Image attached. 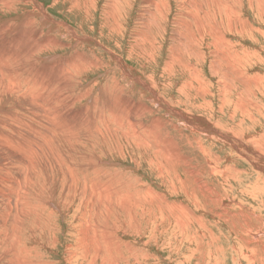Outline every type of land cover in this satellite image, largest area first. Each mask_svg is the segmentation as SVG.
Masks as SVG:
<instances>
[{"label":"rangeland","instance_id":"1","mask_svg":"<svg viewBox=\"0 0 264 264\" xmlns=\"http://www.w3.org/2000/svg\"><path fill=\"white\" fill-rule=\"evenodd\" d=\"M176 1L168 0L170 11L161 9V13L149 6L156 0H120L121 4L116 0H9L4 7L0 4L4 34H0V55L5 57L15 46L5 44V39L14 40L16 34L33 39L39 54L28 56L26 69L20 63H27L22 54L18 66L23 70L10 69L19 84L5 91L13 106L0 109V114L28 110L29 119L31 113L40 112L43 120L36 118V122L43 123L42 83L57 68L73 72L85 60V69L80 62L81 74L73 78L80 74L71 92L78 101L56 111L63 125L74 114L84 117L78 121L79 134L88 137L84 150L65 141L62 130L51 126L50 139L39 151L50 165L46 175L44 165L32 162L33 169L25 176L22 166L0 176V180H17L22 190L18 209L9 189L8 201L0 199V264H264V193L254 192L263 187L264 172L259 174L251 166L255 163L254 167L264 169V0L209 1L214 8L216 3L227 6L228 31L216 17L210 31L202 30V41L172 25ZM147 6L149 11L144 10ZM204 19L198 14L202 25ZM66 32L89 40L69 49L76 41ZM26 37L20 36V42H26ZM31 44H25V49ZM171 53L176 60L169 59ZM113 56L135 78L122 94L110 90L111 79L126 85ZM92 60L98 65L92 66ZM25 86L31 91L27 93ZM84 88L89 91L81 92ZM126 95L129 109L123 105ZM135 112L139 114L134 116ZM110 113L117 115L123 129L113 126L117 131L110 130L106 119H99ZM137 133L139 140L128 144ZM6 151L21 157L15 149ZM253 153L260 158H251V164L243 156ZM22 157L26 159L27 153ZM64 173L71 178L64 181ZM3 205H12L11 212ZM7 245L18 253L16 257L4 256L11 251Z\"/></svg>","mask_w":264,"mask_h":264},{"label":"bare ground","instance_id":"2","mask_svg":"<svg viewBox=\"0 0 264 264\" xmlns=\"http://www.w3.org/2000/svg\"><path fill=\"white\" fill-rule=\"evenodd\" d=\"M6 1H9V0H0V4L4 7L7 2ZM93 1V0H92ZM118 4H121L120 3V0H116ZM203 1V0H202ZM206 3H208L209 1L210 2H214V1H211V0H204ZM18 2V1H17ZM146 2V1H145ZM144 2V3H145ZM25 3V2H24ZM27 3V2H26ZM124 3V2H122ZM143 3V4H144ZM149 3V2H148ZM177 5H176V9L174 11V15H175V19L173 21V24L174 25V28L177 27V28H180L182 30H184V32H191V36L190 38L191 39H195L197 40L198 38L200 39V41L203 40V32L202 30H207V31H210L211 30V25H209L212 20H214L216 17H219L220 20H221V27L225 30L228 31V12H227V6L223 3H216L215 4V8H214V4L212 5L211 3H208L207 5L200 2V0H181V1H176ZM33 4H35L33 2ZM151 4V3H149ZM160 4L161 7H157V5ZM206 6H204V5ZM22 5V4H21ZM127 5V4H126ZM203 5V6H202ZM37 6V4H36ZM35 6V7H36ZM150 7H152L153 11H156L159 9V13H161V9H167L168 11H170V4L168 2V0H156L155 3L149 5ZM149 6H147L144 10L146 11H149ZM126 7V6H125ZM8 8V7H7ZM4 9V8H3ZM41 9V8H40ZM127 9V8H126ZM215 10V11H213ZM167 11V14L169 13ZM145 12V11H144ZM41 13L43 14V16L46 18L47 15H45L42 11ZM142 13V12H141ZM153 14V13H152ZM198 14H200V16H205V22L204 24L202 25V23H199L197 21L198 19ZM142 15V14H141ZM172 15V14H171ZM167 17L168 16H163V19L164 20H167ZM126 20L127 18L124 17ZM152 18V17H151ZM173 18V17H172ZM203 18V17H202ZM142 20V19H141ZM151 20V19H150ZM48 21V20H47ZM165 22V21H164ZM32 23V22H31ZM137 23V22H136ZM149 23V22H147ZM166 23V22H165ZM172 23V21H171ZM145 24V23H143ZM167 24V23H166ZM170 24V23H169ZM197 25H200V27H198ZM163 26V24H162ZM142 27V26H141ZM173 27V26H172ZM3 28V27H1ZM139 28V27H138ZM150 29V28H149ZM163 29V28H162ZM160 29V30H162ZM164 30V29H163ZM137 33L138 35L140 34V32H135ZM162 33H165V32H162ZM0 34L4 35L2 32H0ZM66 34H68L69 36H72L76 43L74 44V46L72 44H69L70 47L69 49H74L75 47H78L79 45L83 44V41L85 40H89V38H87V36H79L76 32H66ZM164 35V34H163ZM20 36L21 37H26L24 34L22 35H18L16 34L14 36V40H9V38L6 40L5 39V44H10V43H13L15 46L14 47H11L9 48V51L8 53L6 54L5 57H3L2 55H0V67L2 66L4 68V70L0 69V109H4L5 107L7 106H13V102L11 100V97L10 95H6L5 91H9V89H15V87L19 84L18 81L16 80L17 78V75H14L13 72H11V70H15V68H21L18 66V60L20 61V58L22 57V54H24V56L26 57V61L27 63H24L25 61L23 60L22 62H20L22 64V66L26 69L27 68V65L29 64V60H28V56L29 55H32L34 57H38L39 54H37V49H36V42L33 40V39H30L29 41L32 42V44L30 45V47L28 49H25V47L27 46L28 44V40L29 37H26V42L23 41L22 43L20 42ZM177 36V35H176ZM174 34H173V37L176 38V40H178V38L176 37ZM197 38V39H196ZM156 39V38H155ZM172 40V39H171ZM173 42V40H172ZM80 43V44H79ZM26 44V45H25ZM53 43L50 42V46H52ZM25 45V47H24ZM98 46V45H97ZM47 47V49L49 48ZM135 48V46L133 45L132 49ZM46 49V50H47ZM24 50V52L22 53V51ZM172 50V49H171ZM6 51V50H5ZM109 51V50H107ZM176 51V50H175ZM44 52V51H43ZM173 52V51H172ZM178 53V52H177ZM113 54V52H112ZM111 54V55H112ZM131 54V53H130ZM138 57L140 59L144 58L141 54H137ZM152 53L151 55L149 54V59L152 58ZM131 57H134V55H130ZM174 54L171 53L170 56H169V59H173V60H176V58H174ZM196 56V54H195ZM24 57V58H25ZM114 57V62H117L119 64V66L121 67V72L123 74V82L126 83V85H120L118 81H116V79H111L113 83V85H111L110 87V90H115L117 89V91H120V93L122 94L125 93V89H128L129 83H131L132 81H134V77L131 75V73H129L127 71V69L124 67L125 64L123 65L121 63V61L119 60V58H117L116 56H113ZM154 59V58H153ZM177 59H180V54L177 55ZM83 65V67L81 66V63ZM77 66H76V70L75 71H71L68 67L64 68V70L62 72H66V75L62 74V72L57 68L55 74L52 76L51 79H47L46 81H44L45 83H42L41 87H40V90L42 92L45 93L46 95V99L42 102L44 104V106H42L43 108V111H44V122L43 123H37L36 122V118L39 119V120H43V119H40V115L41 113H31V116L29 117L28 119V115L30 114V112L28 110H21L20 112H5V113H1L0 114V176L2 174L4 175H7L9 170H12V167H15L17 168V166H22V173L21 175L25 176L27 174V172L29 170H32L33 169V164H31L32 162L34 164H36L37 166L39 165H44L45 168V175H46V171H47V167L50 166L49 163L47 161L43 162V158L41 157V155L39 154V151L41 150V148L46 144V141L49 140L50 138L47 137V131L49 129V127L51 126H56L57 128H60L62 130V132L66 135V139L65 141H69L70 144H74V145H78L79 148L83 149L84 146H85V143L88 142V137H85V136H81L79 133L81 132V129H80V124L78 123V121H83L84 120V117L80 116L79 114H74L73 116H70V118L68 120H66L65 124H61V123H58V121L60 120V117L58 116L57 114V111H56V108L57 107H68V104L67 102H77L78 100L75 99L73 97V99L71 98L72 95H71V92L74 91V86H78V83H74L75 82V79L80 76L81 72V67L84 68L86 65L83 64L85 63L86 61L85 60H81ZM94 61L92 60V62H89L92 66H97L98 64L96 63H93ZM24 63V64H23ZM175 63V62H174ZM90 65V66H91ZM164 65V64H163ZM89 66V65H88ZM166 66V65H164ZM169 66V65H168ZM95 68V67H94ZM99 68V67H98ZM131 68V67H130ZM11 69V70H10ZM23 70V68H21ZM85 69V68H84ZM133 69V68H132ZM94 70V69H93ZM167 70V68H166ZM27 71V70H26ZM171 71V70H170ZM28 72V71H27ZM26 72V73H27ZM72 72V73H71ZM78 72L80 73L74 80L73 78L78 74ZM90 72V71H89ZM13 73V74H12ZM25 73V74H26ZM29 74L27 73V76ZM3 77H6L7 79L4 80L2 79ZM138 77V76H137ZM86 78V77H85ZM138 79V78H137ZM249 82V81H248ZM6 83V84H5ZM144 83V82H143ZM106 84V83H105ZM138 84V83H137ZM248 84V83H247ZM131 85V84H130ZM20 86V85H19ZM18 86V87H19ZM144 86V85H143ZM107 87V86H106ZM147 87V86H145ZM145 87H143L144 91H145ZM24 88L25 91L28 93V91H31L27 86H25ZM105 88V87H104ZM108 89V87L106 88ZM103 90V89H102ZM148 90V89H147ZM86 91H89V89L87 88H84L81 92H86ZM24 92V91H23ZM41 93V92H40ZM128 93V92H126ZM145 93V92H144ZM113 94V93H112ZM43 96V95H41ZM121 96V95H120ZM119 96V97H120ZM130 96H127L126 95V99L124 100V106H126V108L129 109V107L131 108V102L129 101V98ZM152 97V95H151ZM132 98V97H131ZM159 99V98H158ZM154 100V99H153ZM152 100V101H153ZM40 101V99H39ZM155 103H159V102H155ZM108 104V103H107ZM114 103L110 104V105H113ZM117 104V103H115ZM114 104V105H115ZM163 105V104H162ZM164 106V105H163ZM170 106V105H169ZM172 109V108H171ZM90 111V110H89ZM13 113V114H11ZM88 113V111H87ZM40 114V115H39ZM139 113L138 112H135L134 113V116H137ZM88 117V116H87ZM176 117V116H175ZM42 118V117H41ZM89 118V117H88ZM101 118H104L106 119L105 121V124L107 125L108 129L110 130H113L115 131L113 128L111 129V127L113 126H116L115 129H123V123L121 122H118V118H117V115L115 113H110L109 116H103V117H99V119ZM179 118V116H178ZM182 118V117H181ZM5 119H7L10 123V127L5 123ZM183 119V118H182ZM186 119V118H185ZM188 120V119H186ZM190 120V119H189ZM38 121V120H37ZM185 121V120H184ZM183 122V121H182ZM181 122V123H182ZM157 126V125H156ZM21 127H24L26 129H23ZM82 128L84 129H87V130H93V128H88L87 125H82L81 126ZM189 127V126H188ZM193 127V126H191ZM139 128H142L140 125H139ZM205 128V127H204ZM214 128V127H213ZM17 129V130H16ZM99 130H101V127L99 126L98 127ZM210 129V128H209ZM211 129H212V126H211ZM203 130V128H202ZM214 130V129H213ZM263 130V129H262ZM19 131H23L25 132V136L22 135L21 132ZM117 131V130H116ZM115 131V132H116ZM124 131V130H123ZM197 131V130H196ZM127 132V130H126ZM210 132V131H209ZM213 132V131H212ZM211 132V134H212ZM15 133V135L13 134ZM203 133V131H202ZM208 133V132H207ZM262 133V132H261ZM209 134V133H208ZM206 134V135H208ZM78 135L79 138H75V136ZM119 135V134H118ZM124 135V134H123ZM145 135V133H144ZM217 135V134H216ZM219 135H220V132H219ZM224 135H226L224 133ZM10 136H13L14 138H10ZM146 136V135H145ZM227 136V135H226ZM126 137V135H125ZM133 140L132 142L129 141L128 144L132 145L135 144V142H137L139 140V134H134L132 136H130ZM129 137V138H130ZM149 138V136H146ZM213 137H215L213 135ZM244 137V135H243ZM250 137V136H249ZM121 138V136H120ZM222 138V137H221ZM221 138L219 140H221ZM231 138V137H230ZM125 139V138H124ZM127 139V137H126ZM125 139V140H126ZM218 139V138H217ZM228 139V138H227ZM236 139V138H235ZM242 140V138H239V140ZM20 140V141H19ZM91 140V139H90ZM238 140V141H239ZM92 141V140H91ZM90 141V142H91ZM128 141V140H127ZM218 141V140H217ZM223 142H225V140H221ZM227 141V140H226ZM243 141V140H242ZM262 141V140H261ZM112 142V141H111ZM124 142V141H123ZM228 142V141H227ZM232 142V141H231ZM258 142V141H257ZM41 143V144H40ZM93 142H91L92 144ZM143 143V144H147L146 141L142 142L140 141V144ZM222 143V142H220ZM226 143V142H225ZM224 143V145H225ZM241 142H239L238 144L240 145ZM254 143V142H253ZM64 144V143H62ZM109 146L110 144L107 143ZM229 144V143H227ZM237 144V143H236ZM247 144V143H246ZM50 145L52 147L55 148V142H52L50 140ZM84 145V146H82ZM124 145V144H123ZM230 145V144H229ZM257 145V144H256ZM88 146H90V144L88 143ZM109 146L106 145V147H108L109 149H111ZM143 146V145H142ZM146 146V145H145ZM228 146V145H227ZM238 146V145H237ZM248 146V144H247ZM87 148V146H85ZM112 147V146H111ZM121 147V146H120ZM133 147V146H132ZM137 147V146H136ZM148 147V145H147ZM251 147V146H250ZM9 148H12V149H15L18 153H20L21 157H17V156H14L10 153H8L6 150H8ZM86 148H84V150H86ZM90 148V147H89ZM93 148V147H92ZM97 148H98V145H97ZM116 148V147H115ZM122 148V147H121ZM127 148V147H126ZM125 148V149H126ZM140 148V147H139ZM150 149V152L152 151V149L150 147H148ZM234 148V147H233ZM242 148V147H241ZM240 148V149H241ZM255 148H258V147H255ZM261 148V147H260ZM263 148V147H262ZM73 149V148H72ZM96 149V148H95ZM93 148V150H95ZM101 149V148H100ZM105 149V148H104ZM107 149V150H109ZM133 149V148H132ZM146 149V148H145ZM235 149V148H234ZM237 149V148H236ZM235 149V150H236ZM245 149V148H243ZM249 149V148H248ZM91 150V149H90ZM98 150V149H97ZM106 150V149H105ZM117 150V148H116ZM114 150V151H116ZM127 150V149H126ZM203 150V149H202ZM239 150V149H237ZM247 150V149H246ZM251 150V148H250ZM263 150V149H262ZM92 151V150H91ZM100 151V150H99ZM129 151V150H128ZM232 151V150H231ZM255 151V150H253ZM257 151V149H256ZM255 151V152H256ZM98 152V151H97ZM101 152V151H100ZM123 152V151H122ZM205 152V151H204ZM208 152V151H207ZM248 152H250L248 150ZM259 152V151H258ZM27 153V158L24 159L22 156H25V154ZM29 154L33 155L32 157H30ZM155 154H157V152H154ZM166 153V152H165ZM202 153V152H201ZM206 153V152H205ZM242 153V152H241ZM247 153V152H246ZM138 154V153H137ZM245 154V153H244ZM261 154V153H260ZM65 155V154H64ZM162 155V153H161ZM205 156V155H204ZM210 156V155H209ZM243 156V155H242ZM260 156V155H259ZM259 156H257V154L253 153L251 155H249V157H247V154L246 156H243L244 158H246L251 164L254 163V162H251V158H255L257 160V158H260ZM161 157V156H160ZM164 158V156H163ZM165 158H167L165 156ZM164 158V159H165ZM210 158V157H209ZM212 158V157H211ZM31 159V161H30ZM168 159V158H167ZM262 159V158H261ZM225 160V159H224ZM209 161V160H208ZM211 162H213L211 160ZM26 165V166H25ZM67 164L65 163V166ZM255 165V163H254ZM254 165L252 164V168L254 170H256L259 174L260 172H264V169L262 167H254ZM25 166V167H24ZM210 166V164H209ZM62 168V166H61ZM213 168V166H212ZM63 169V168H62ZM213 170V169H212ZM214 172V171H213ZM218 172V171H217ZM199 173V172H198ZM187 174V173H186ZM216 174V173H214ZM20 175V173H19ZM189 175V173H188ZM224 175V174H223ZM186 176V175H185ZM214 176V175H213ZM71 178V175H67V174H63V177L62 179L64 181H67V179ZM259 181V180H258ZM264 182V181H263ZM202 184V183H201ZM200 184V185H201ZM166 185V184H165ZM202 187V186H201ZM174 188V187H173ZM171 188V189H173ZM9 189L11 194H13V196H15L14 198V201L16 199V204H15V208L18 209L19 207V203H20V198H21V186L20 184H18V181H6V180H0V199L3 200V201H8L7 199V192L6 190ZM200 189V188H199ZM256 194H260V193H264V183H263V187H257L255 188V191ZM253 192V193H254ZM211 193V192H210ZM65 195L68 197V193H65ZM209 195V194H208ZM251 197H252V194H250ZM61 196V195H60ZM62 197V196H61ZM98 198V197H97ZM256 198V196H255ZM7 199V200H6ZM254 199V198H253ZM11 200V199H10ZM50 200V199H49ZM107 200V199H105ZM104 200V201H105ZM108 201V200H107ZM106 201V202H107ZM209 201V200H208ZM216 201V200H215ZM48 202V201H47ZM210 202V201H209ZM51 205V203H49ZM58 205H60V203H57ZM87 204V203H86ZM215 204V203H214ZM88 205V204H87ZM228 205V204H227ZM1 207V206H0ZM3 207L5 208L4 210L6 211H9L11 212L12 210V205H3ZM63 207V206H62ZM70 207V206H69ZM86 207V206H85ZM57 208V207H56ZM211 208V207H210ZM61 209V208H60ZM128 209V207H127ZM200 209V208H199ZM58 210V208H57ZM69 210V209H68ZM128 210H131V209H128ZM198 210V209H197ZM64 212V210H63ZM192 212V211H191ZM190 212V213H191ZM196 212V211H195ZM201 212V211H200ZM203 212V211H202ZM66 213V211H65ZM6 214V213H5ZM62 214V213H61ZM64 215V214H63ZM208 215V214H207ZM7 216H8V213H7ZM9 216H10V213H9ZM194 216V215H193ZM205 216V215H204ZM214 218V217H213ZM6 219V217L3 219V222L4 220ZM196 219V217H195ZM79 220V219H78ZM92 220V219H91ZM200 220V218H199ZM87 221V220H86ZM13 222V221H12ZM16 222V221H15ZM76 222V221H75ZM198 222V220H197ZM201 222V221H200ZM72 223V222H71ZM15 224V223H14ZM35 224V223H34ZM33 224V225H34ZM76 224V223H74ZM37 225V224H36ZM39 226H41V224L38 223ZM37 225V226H38ZM8 226V225H7ZM1 227V226H0ZM4 227V226H3ZM81 227V226H79ZM243 227V226H242ZM74 228V227H73ZM80 229V228H78ZM33 232L36 231V227L33 226L32 228ZM9 231V230H8ZM76 231V230H75ZM82 231V230H81ZM184 231V230H183ZM182 231V232H183ZM15 231H13L12 234H14ZM77 232V231H76ZM84 232V231H83ZM177 232V231H176ZM181 232V233H182ZM187 232V230H186ZM9 233V232H8ZM75 233V232H74ZM82 233V232H81ZM72 234V233H71ZM79 234V232H78ZM86 233H84L85 235ZM97 234V233H96ZM183 234V233H182ZM181 234V235H182ZM185 234V233H184ZM188 234V233H187ZM5 235V234H4ZM8 235V234H7ZM175 235V234H174ZM33 236L35 237L36 234L34 233ZM177 236V235H176ZM175 236V237H176ZM5 237V236H4ZM187 237V236H186ZM196 237V236H195ZM13 238V236H12ZM185 238L182 237V239ZM192 238V237H191ZM190 238V240H191ZM7 239V242H8V239H10V237H6ZM13 240V239H12ZM195 240V239H194ZM16 241H18L16 239ZM211 241V240H210ZM182 242V241H181ZM3 245V244H2ZM18 246H19V243L16 244V249L18 251ZM177 246V245H176ZM9 246L7 245V248ZM72 247V246H70ZM10 248V247H9ZM11 251L10 252H7L4 256L5 257H10V258H14V256L16 257L18 255L15 254V251L12 250V248H10ZM71 249V248H70ZM211 252V251H210ZM224 252V251H223ZM230 252V251H229ZM212 254V253H211ZM214 255V254H213ZM240 257V255H239Z\"/></svg>","mask_w":264,"mask_h":264}]
</instances>
